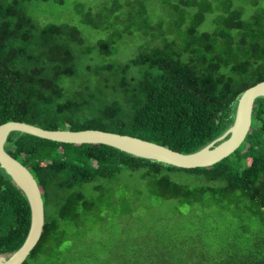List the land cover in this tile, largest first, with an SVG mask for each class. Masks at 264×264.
I'll return each mask as SVG.
<instances>
[{"label":"trees","instance_id":"obj_1","mask_svg":"<svg viewBox=\"0 0 264 264\" xmlns=\"http://www.w3.org/2000/svg\"><path fill=\"white\" fill-rule=\"evenodd\" d=\"M29 1L0 0V125L99 130L189 154L219 137L241 93L264 81V0H151L166 20L146 27L143 47L123 61L112 59L115 45L136 22L147 25V0L87 5L80 24L106 36L84 49L75 26L39 23L27 12ZM241 3L253 10L246 13ZM207 16L211 28L200 31ZM164 25L160 34L152 32ZM3 150L29 171L42 200L41 234L21 264H59L60 256L68 264L75 244L83 259L70 264H264V97L253 102L240 146L205 168L180 169L105 145L19 132L8 133ZM120 176L137 180L143 190L116 192ZM144 192L157 208L174 204L175 216L188 222L187 234L177 239L164 225L171 216L157 217L128 247L119 240L105 256L95 246L94 227L110 207L121 211L124 232L135 227ZM201 206L205 217L234 220L217 248L204 242L203 223L190 218ZM28 225L27 202L0 168V257L19 248Z\"/></svg>","mask_w":264,"mask_h":264},{"label":"rangeland","instance_id":"obj_2","mask_svg":"<svg viewBox=\"0 0 264 264\" xmlns=\"http://www.w3.org/2000/svg\"><path fill=\"white\" fill-rule=\"evenodd\" d=\"M258 1L261 2V0ZM100 2L103 3L102 0H63L61 4H57L53 2V0H30L26 4V9L28 14L41 24L68 23L75 26L84 39L82 46V49H84L86 46H88V44L106 36L105 31L91 29L80 24L79 22V15L82 11H85L87 5L100 7ZM241 4H243L246 13H250L253 10H251V6L249 4ZM145 5V13L143 16L147 18V25L145 23L141 24L137 22L135 25H132L130 33L123 35L116 43L115 53L113 54L112 59L123 61L133 56L141 49V47H143V44L146 41V39L142 38L141 36L150 33L149 29H146V27L150 28L152 24L155 26L156 22L166 20L165 14L160 10L161 7L159 6L158 2L147 0ZM120 14L122 16L127 14L123 7H121ZM210 19L211 16H207L205 18L203 23L200 25V31H207L211 28ZM165 30L166 29L164 25L163 28L159 30L157 29V31H155V29L151 31L155 34L157 33L158 35ZM84 62L88 64L87 57L84 58ZM175 178L179 180L184 178V175L176 174ZM113 187L115 188L116 192L120 191L121 189H128L130 192L134 188L137 190H143V186L137 180L125 179L122 176H120L115 181V185ZM139 204L144 207V210L141 213V221L136 223L135 227L133 226L130 229H126L124 232L125 227L123 225V215L121 214V211L119 210V212H117L116 209L111 207L106 212H104V214H106L102 222L97 227H94L97 231V235L99 236L96 240L97 244L95 246L100 245L105 256L109 257L112 248L119 243V240L121 241L125 239L123 246L128 247L130 245L128 241L131 242L141 237L145 228L154 218L157 217L166 218L171 216V218H169L164 225L166 230L169 231L170 235L176 236L177 239H182L181 236L187 234V230H189L188 222L175 216L176 206L174 204L167 203L157 208L155 203L147 198L145 192L139 197ZM205 214L206 210L203 206H201L199 208L198 216L190 218L194 219L196 223H203L201 228L205 232L203 233L204 242L210 247L217 248L219 245H221L219 239L221 237L227 236L224 234H228L229 236L231 235L228 232L234 230V225L231 224V222L234 220L228 215L214 213L211 214V216L205 217ZM250 228L254 229L257 234L262 235V231L259 228L254 226H250ZM123 235H126V237L123 238ZM76 250L77 245L75 244L68 253L70 257L68 264L71 262L76 263L83 259H77L79 254L76 252ZM61 262L62 256L59 257V264H61Z\"/></svg>","mask_w":264,"mask_h":264},{"label":"water","instance_id":"obj_3","mask_svg":"<svg viewBox=\"0 0 264 264\" xmlns=\"http://www.w3.org/2000/svg\"><path fill=\"white\" fill-rule=\"evenodd\" d=\"M259 97H264V81L241 93L235 105L233 121L219 137L189 154H181L135 137L99 130L49 131L21 122L1 124L0 168L22 192L29 209V225L22 244L8 257H0V264H21L36 245L43 225L42 200L34 178L24 166L3 150L8 133L19 132L63 144L105 145L137 158L180 169L205 168L226 158L240 146L251 124L253 102Z\"/></svg>","mask_w":264,"mask_h":264}]
</instances>
